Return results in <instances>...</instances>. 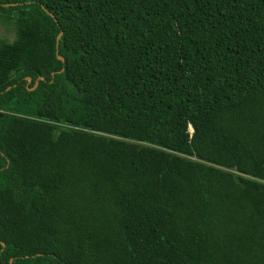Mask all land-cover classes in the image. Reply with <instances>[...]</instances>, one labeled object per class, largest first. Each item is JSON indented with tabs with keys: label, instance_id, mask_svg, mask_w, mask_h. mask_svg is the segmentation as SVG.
Segmentation results:
<instances>
[{
	"label": "trees",
	"instance_id": "1",
	"mask_svg": "<svg viewBox=\"0 0 264 264\" xmlns=\"http://www.w3.org/2000/svg\"><path fill=\"white\" fill-rule=\"evenodd\" d=\"M0 11V264H264V0Z\"/></svg>",
	"mask_w": 264,
	"mask_h": 264
},
{
	"label": "rangeland",
	"instance_id": "2",
	"mask_svg": "<svg viewBox=\"0 0 264 264\" xmlns=\"http://www.w3.org/2000/svg\"><path fill=\"white\" fill-rule=\"evenodd\" d=\"M11 15L0 11V42L11 43L15 40V28L11 24Z\"/></svg>",
	"mask_w": 264,
	"mask_h": 264
},
{
	"label": "water",
	"instance_id": "3",
	"mask_svg": "<svg viewBox=\"0 0 264 264\" xmlns=\"http://www.w3.org/2000/svg\"><path fill=\"white\" fill-rule=\"evenodd\" d=\"M61 59H62V57L61 56H59ZM29 80H30V78H29Z\"/></svg>",
	"mask_w": 264,
	"mask_h": 264
}]
</instances>
